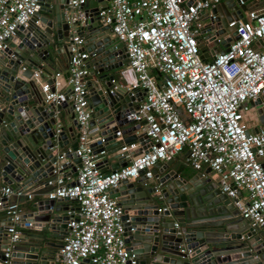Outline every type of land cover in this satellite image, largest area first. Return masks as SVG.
<instances>
[{
	"label": "built area",
	"instance_id": "1",
	"mask_svg": "<svg viewBox=\"0 0 264 264\" xmlns=\"http://www.w3.org/2000/svg\"><path fill=\"white\" fill-rule=\"evenodd\" d=\"M107 1L105 7L98 8L97 16L102 24L110 25L113 36L124 46L127 62L118 71L120 84L132 93L143 92L137 108L125 118L140 126L148 140L122 143L118 150L125 153L126 164L101 171L97 162L105 151L94 152L91 142L95 138L88 134L92 110L86 98L87 53L80 50L82 38L74 35L65 80L59 81L61 72H56L48 77L51 83L43 80L39 89L46 103L69 101L78 125L74 154L79 166L73 184L64 183L59 166L46 181L48 199L66 198L76 203L62 243L52 251V264H139L124 242L122 206L108 190L139 174L151 179L156 162L174 159L183 149L186 165L195 171L207 166L238 215L250 227L264 231V169L260 161L264 127L250 133L246 124V103L264 98V0H254L257 8L246 11L244 20L227 23L236 38L210 60L201 57L197 40L201 25L196 19L200 10L220 0ZM85 2L66 0L71 22L84 20ZM37 3L0 0V51L6 49L18 27L27 24ZM41 75L37 68L31 78L38 82ZM114 134L121 138L119 130ZM12 193L31 196L0 185V207L9 218L0 264H11V249L21 237L18 223L31 224L21 217L16 202L7 201Z\"/></svg>",
	"mask_w": 264,
	"mask_h": 264
},
{
	"label": "water",
	"instance_id": "2",
	"mask_svg": "<svg viewBox=\"0 0 264 264\" xmlns=\"http://www.w3.org/2000/svg\"><path fill=\"white\" fill-rule=\"evenodd\" d=\"M249 2L254 0H223L209 8L203 18L207 21L201 31L204 36L199 51H204L205 41L214 42L221 33L227 38L214 43L215 53L226 50L236 38L234 28L227 23L231 19L244 20L242 12ZM82 7L84 20L71 22L72 11L66 0H38L30 20L9 39L13 46L0 51V181L14 190L51 175L55 166L60 171L69 168L76 175L78 125L70 102H44L31 78L37 68L49 74L47 69H52L60 58L68 61L74 35L82 38L80 50L87 53V67L91 68L86 98L92 110L88 134L95 138L91 142L94 152L104 150L110 156L106 159H116L110 165L113 170L126 164L125 153L118 150L122 143L148 140L145 133L128 135L137 129L135 126L120 131L125 135L123 139H115V131L129 123L125 116L137 108L133 103L142 98L143 92L132 93L120 82L114 83V74L127 62L124 46L113 36L110 25L99 21L94 0H86ZM220 9L227 13L221 14ZM40 11L44 13L41 16ZM64 74L67 76V72ZM46 82L51 83V79ZM246 104L255 108L257 121L264 127V98L257 97ZM61 109L69 112V127L64 128L56 116ZM257 130L255 127L254 132ZM106 159L99 160L98 166ZM172 161L156 162L152 181L139 174L108 190L109 196L122 206L124 242L139 264H264L263 232L239 219L232 201L220 193L216 177L207 175L209 169L183 172ZM261 166L264 169V163ZM58 200L62 199L33 204L38 211L33 220L49 236L65 229L68 220ZM8 224L9 218L0 216V260H4ZM44 238L50 237L42 235L38 241ZM47 246L42 243L31 249L15 244L9 257L13 264H52Z\"/></svg>",
	"mask_w": 264,
	"mask_h": 264
},
{
	"label": "crops",
	"instance_id": "3",
	"mask_svg": "<svg viewBox=\"0 0 264 264\" xmlns=\"http://www.w3.org/2000/svg\"><path fill=\"white\" fill-rule=\"evenodd\" d=\"M96 2V6L97 8H101V7H105L108 4L107 0H94ZM223 1V0H220ZM247 8L242 12L243 17L246 14V11L257 8V5H255L253 2H249L247 3ZM209 10L208 9H202L200 10L196 22H198L201 25V28L199 29V34L197 36V40H198V46H200V44L203 42V36L204 34L201 33V31L203 30V25L205 24V22L207 20H204V15L206 14V12ZM221 14L227 13L225 9H220ZM43 11H40V16L43 15ZM30 20V19H29ZM193 25L194 22H193ZM217 38L221 39L219 42H217V40H215L214 42H206L204 44V53L200 52L202 55V58L204 60H210L212 59L213 55L215 54L216 50H215V44H218L220 42H224L227 38V34H219L217 36ZM216 38V39H217ZM215 43V44H214ZM11 45V42L8 41V46ZM13 46V45H11ZM206 55V56H205ZM66 67H67V61L66 59H59V62L53 66L52 69H47L49 71V74H43L40 77V80L38 82H36L38 88L40 89V82L47 81L48 77L50 75L55 74L56 72H61V77L59 79V81L63 82L66 78L65 76V72H66ZM89 70H91V68H89ZM111 72V71H110ZM115 78H114V83H121V80L119 78L118 73H115ZM91 80V77L88 75L86 78V81ZM137 103H133V105H136ZM249 107V111L247 113L246 116V124L248 126V130L254 132L255 127L256 128H261L262 126L258 123L257 121V116H256V110L253 106L247 104ZM56 116L59 117L60 119V124L64 126V128L69 127L70 125V119H69V112L67 111V109H61L58 113H56ZM131 126H134L131 122L118 127L119 131L125 129V128H129ZM135 127L137 128L136 130H130L128 135H133L134 133L136 135L140 134V133H144V130L140 127L135 125ZM125 137V135L121 134V138L120 137H116L115 139H123ZM67 147H64L63 150H66ZM109 155H101L98 158L99 160H105L106 158H109ZM185 150H181L179 153H177L174 156L173 159V163H178V169L179 168H183L182 171H192V172H199V171H195L193 169H191L188 165H186L185 160ZM107 161L102 164V166H100L101 171L103 172H107L110 170V165L112 163H114L116 161V159H106ZM69 164H72V162L70 160H66ZM261 163H264V155L260 158ZM73 165V164H72ZM169 168H167L166 170L162 171V174L165 173ZM206 169H209L207 166H204L201 168L200 172L205 171ZM207 175L211 176V177H216V174L214 172H212L209 169V172L207 173ZM60 176L63 178L64 183L65 184H69L70 182H72L75 178V176L72 175V172H70V169L67 168L63 171H61ZM54 177V175H47L46 177L37 180L35 182H30L29 184H26V186L24 188H22L21 190L25 193L30 194V198H27L26 196H21V197H16L14 195V193L10 194L9 197L7 198L8 202H16L19 206V208L21 209V217L23 219H25L26 221H30V223H32L31 226L25 228L24 226H22V222L18 223L17 227L20 229L21 231V237L19 239V241L16 243L18 245H22V247H30L31 249H36L37 246H40L42 243L47 244L48 246L45 247L46 249H48L50 251V255H51V259H52V251L55 250V248H57L61 243H62V239L63 236L65 234V229H61L60 233H56L53 235H50L48 233H45L42 231V229H39L40 225L39 224H35V223H39V222H35V220H33V214H37L38 211L36 209V207H34L33 204H35V202L37 201H42V200H46L48 199L46 196V192L48 191L49 187L46 184V181L48 179H52ZM150 181H152L153 179H149ZM0 185L1 181H0ZM7 186H11V185H7ZM57 204L59 206L65 207V213L70 216L71 212L75 210L76 208V203L73 200H58ZM0 216L1 217H6L4 214V211L1 210L0 211ZM239 216V215H238ZM239 219L242 220V218L239 216ZM248 224V223H247ZM257 232H263V236L262 239H264V231H261L259 229H257ZM42 235H46L47 237H50L49 239H42L41 241H38ZM3 252V250H2ZM10 263L13 264L12 259L10 258Z\"/></svg>",
	"mask_w": 264,
	"mask_h": 264
}]
</instances>
